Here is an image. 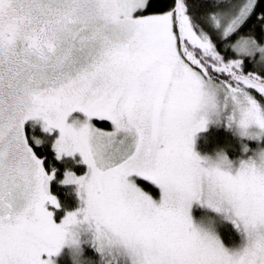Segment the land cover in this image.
Instances as JSON below:
<instances>
[{
    "label": "snow or ice",
    "instance_id": "1",
    "mask_svg": "<svg viewBox=\"0 0 264 264\" xmlns=\"http://www.w3.org/2000/svg\"><path fill=\"white\" fill-rule=\"evenodd\" d=\"M0 264H264V0H0Z\"/></svg>",
    "mask_w": 264,
    "mask_h": 264
},
{
    "label": "trees",
    "instance_id": "2",
    "mask_svg": "<svg viewBox=\"0 0 264 264\" xmlns=\"http://www.w3.org/2000/svg\"><path fill=\"white\" fill-rule=\"evenodd\" d=\"M220 130V133H218ZM216 131V132H215ZM215 134L218 133L222 136V138H219L221 136H219L218 138H215L213 140V142L208 143L206 146H204L203 141H205V138L208 134ZM231 138V134L225 130V129H214L212 127H210L207 131L204 132H200L199 134H197L196 136V142H195V149L199 152V153H204V154H211L213 152L214 149L217 148V146H223L225 143V138ZM229 152L230 156H235L237 155V153H234L231 148L227 149ZM63 187V186H61ZM59 194V193H58Z\"/></svg>",
    "mask_w": 264,
    "mask_h": 264
},
{
    "label": "rangeland",
    "instance_id": "3",
    "mask_svg": "<svg viewBox=\"0 0 264 264\" xmlns=\"http://www.w3.org/2000/svg\"><path fill=\"white\" fill-rule=\"evenodd\" d=\"M73 115H75V113L73 114ZM69 119H71V116L69 117ZM210 127H212V128H214V129H217L218 130V128L215 126V125H210L209 126V128ZM219 129H223V128H219ZM207 131V130H206ZM202 132H204V131H202ZM216 132V131H215ZM200 133V132H199ZM199 133H197V134H199ZM218 133H220V130H219V132ZM218 133H215V134H208L207 136H206V138H205V141H203V144H204V146H206L208 143H210V142H213V140L215 139V138H218L219 136H221L220 134H218ZM197 136V135H196ZM219 138H222V136L221 137H219ZM195 142H196V140H195ZM194 147H195V145H194ZM201 155H204V153H200Z\"/></svg>",
    "mask_w": 264,
    "mask_h": 264
}]
</instances>
